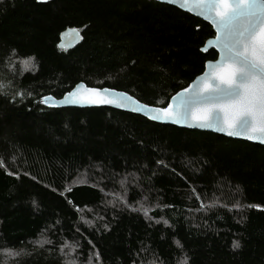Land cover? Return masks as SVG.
Returning <instances> with one entry per match:
<instances>
[{
    "label": "trees",
    "instance_id": "obj_1",
    "mask_svg": "<svg viewBox=\"0 0 264 264\" xmlns=\"http://www.w3.org/2000/svg\"><path fill=\"white\" fill-rule=\"evenodd\" d=\"M67 28L81 42L61 50ZM213 36L151 0H0L6 264H66L65 245L77 264H264V147L40 102L83 82L163 108L216 59Z\"/></svg>",
    "mask_w": 264,
    "mask_h": 264
},
{
    "label": "snow or ice",
    "instance_id": "obj_2",
    "mask_svg": "<svg viewBox=\"0 0 264 264\" xmlns=\"http://www.w3.org/2000/svg\"><path fill=\"white\" fill-rule=\"evenodd\" d=\"M169 2H179L180 7L193 4L195 14L209 21L215 29V39L208 40L207 45L218 52L219 59L206 65L209 70L199 78V83L191 91L185 88L172 97V103L163 108L149 107L127 93H115L107 88H87V96L69 92L63 102L78 103L84 100L91 105L130 108L149 114L151 119L170 120L173 123L194 120L195 123L190 126L214 129L230 137L242 136L264 143V0ZM71 31L79 34L77 29ZM200 83L204 84L203 91ZM3 88L4 85L0 84V94H4ZM109 93L114 99L108 98ZM50 99L45 97L40 102L46 103ZM194 108L197 109L195 113ZM203 207L201 205V210ZM66 247L60 249L65 257L71 254L64 251ZM239 247L238 242H233V248ZM5 251L9 256L20 255L12 253L10 249ZM66 264H76V261L67 260ZM88 264H91L90 260Z\"/></svg>",
    "mask_w": 264,
    "mask_h": 264
},
{
    "label": "water",
    "instance_id": "obj_3",
    "mask_svg": "<svg viewBox=\"0 0 264 264\" xmlns=\"http://www.w3.org/2000/svg\"><path fill=\"white\" fill-rule=\"evenodd\" d=\"M151 1L158 2V3H161V4H165V5L177 8L178 10H180L182 12L190 14V15H192V16H194V17L206 22L207 24H209L211 26V28H212V30L214 32V36L212 38H210V39L211 40L215 39V29L212 27V25L210 24L209 21L204 20L203 17L197 16L195 14L196 8H195V6L193 4H188L185 7H180L179 2L174 4V3H170L169 0H151ZM189 9H192V10L190 11ZM72 29L73 28H67L60 34L59 42H58V48L59 49H61V50H72L77 45H79V43L81 42L80 33L77 35L76 32L71 31ZM210 39H208V40H210ZM207 41L205 42V44L203 46V48H205L206 50H204V51L201 50V51L203 53H207L208 51L213 50L217 54V57H216L215 60L207 61L205 63V65H204L203 72L200 75L196 76L187 85V87H185V88H188L190 91L192 90V88H194L196 86V84L199 83V78L204 76L205 73L209 70L206 65H208L209 63H215L219 59L218 52H216V50L214 48H212L211 46H208L207 45ZM87 88H92V87H89L85 83L80 82V83L76 84L69 92H76L77 96H87L88 95V93L86 91ZM98 89H105V88H98ZM107 89L113 90V92H115V93H125L123 91H118V90L111 89V88H107ZM184 89L178 91L177 93H181ZM200 89L202 91L204 90V84L203 83H200ZM69 92H67V93H69ZM67 93H65L61 98H55V97H52V96H45V97H50L51 99L48 102L42 103V104L45 107L50 108V109H73V108H76V109H96V108H98L99 109V108H107V109L119 111V112H122V113H128V114H132V115H135V116H140V117H143L146 120H148V121H150V122H152L154 124H158V125H161V126H171V127L185 129V130H196V131H202V132H209V133H212V134H216V135L222 136V137H224L226 139H231V140H235V141H243V142H246V143H249V144H252V145L264 147V143H261L258 140H248V139H246L245 137H242V136L241 137H236V136L230 137V136L226 135L225 133L218 132V131H216L214 129H205V128H199V127L190 126V124H194L195 123L194 120H190L187 123H173L170 120H154V119H151L149 114H146L145 112H135V111L130 110V108H117V107H114L113 105H91V104H88L84 100H80L78 103H64L63 102L64 101V97H65V95ZM177 93H175L173 96H176ZM45 97H43V98H45ZM172 97L169 99L168 103H172L173 102L172 101ZM108 98L114 99V96H112V94L109 93L108 94ZM133 99L137 100L134 97H133ZM140 103L144 104L142 102H140ZM145 105H147V104H145ZM167 105L165 107H167ZM148 106L149 107H155V106H150V105H148ZM155 108H160V107H155ZM196 111H197V109L194 108L193 112L195 113Z\"/></svg>",
    "mask_w": 264,
    "mask_h": 264
},
{
    "label": "rangeland",
    "instance_id": "obj_4",
    "mask_svg": "<svg viewBox=\"0 0 264 264\" xmlns=\"http://www.w3.org/2000/svg\"><path fill=\"white\" fill-rule=\"evenodd\" d=\"M28 65H29V63H26V64H25V66H28ZM12 253H15V252H12ZM66 253H69V252H66ZM14 256H15V255H13V256H9V255L6 253V251H2L1 254H0V264H6V263H7L9 260H11ZM63 258H64V255H63ZM65 258H66L65 262H66L67 260H74L71 254H70L69 256L65 257ZM76 264H77V262H76ZM91 264H92V263H91Z\"/></svg>",
    "mask_w": 264,
    "mask_h": 264
}]
</instances>
